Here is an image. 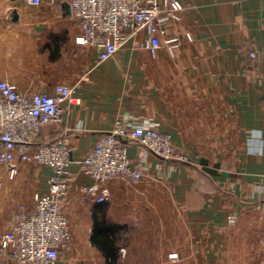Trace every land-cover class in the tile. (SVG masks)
Segmentation results:
<instances>
[{
	"label": "crops",
	"instance_id": "obj_1",
	"mask_svg": "<svg viewBox=\"0 0 264 264\" xmlns=\"http://www.w3.org/2000/svg\"><path fill=\"white\" fill-rule=\"evenodd\" d=\"M179 1L181 22L165 32L180 41L172 55L142 51L139 36L100 62L97 49L75 44L81 28L69 0H0V81L25 96L76 87L61 125L36 139L67 131L75 148L63 208L72 239L56 264H107L92 241L100 233L121 264H264V0ZM118 121L170 134L187 162L163 161L121 138L144 170L141 182L116 178L85 197L80 189L95 181L80 164ZM17 170L10 179L0 165V234L19 206L32 212L33 195L48 189L49 168L17 163Z\"/></svg>",
	"mask_w": 264,
	"mask_h": 264
},
{
	"label": "built area",
	"instance_id": "obj_2",
	"mask_svg": "<svg viewBox=\"0 0 264 264\" xmlns=\"http://www.w3.org/2000/svg\"><path fill=\"white\" fill-rule=\"evenodd\" d=\"M29 6L44 1L24 0ZM70 15L78 21L81 35L75 44L95 48L99 61L117 55L130 41L144 36L138 48L155 56L163 47L170 55L180 46L177 37L165 35L168 27L181 22L183 6L179 0H69ZM192 41L189 33L185 34ZM255 59L254 53H249ZM75 86L57 84L48 92L22 95L7 80L0 81V165L7 168L9 178L17 173V163H33L50 169L46 193L32 197L33 211L19 206L8 230L0 234V260L15 264H56L61 251L71 243V229L63 211L68 191L67 168L74 147L71 135L65 131L55 141L37 142L41 130L61 125L65 109L76 105ZM126 143L138 146L163 161L187 162L173 147L170 134L161 133L153 125L127 124L118 121L109 133L101 135L81 162V170L92 177L95 184L80 189V194L95 198L105 182L121 178L127 185L141 182L144 170L133 166ZM32 148V151H31ZM98 197V203L105 202ZM226 222L234 224L235 216ZM120 259L125 249L119 250ZM117 264H121L117 262Z\"/></svg>",
	"mask_w": 264,
	"mask_h": 264
},
{
	"label": "trees",
	"instance_id": "obj_3",
	"mask_svg": "<svg viewBox=\"0 0 264 264\" xmlns=\"http://www.w3.org/2000/svg\"><path fill=\"white\" fill-rule=\"evenodd\" d=\"M92 241L102 251L107 264H117V249L114 247V244L109 237L100 233L93 236Z\"/></svg>",
	"mask_w": 264,
	"mask_h": 264
}]
</instances>
